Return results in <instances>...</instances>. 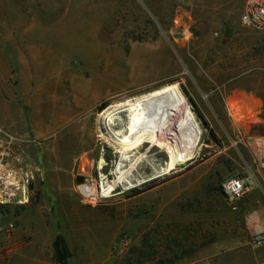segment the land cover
Masks as SVG:
<instances>
[{"label": "rangeland", "instance_id": "rangeland-1", "mask_svg": "<svg viewBox=\"0 0 264 264\" xmlns=\"http://www.w3.org/2000/svg\"><path fill=\"white\" fill-rule=\"evenodd\" d=\"M189 12L186 0H0V130L16 138L7 161L20 186L0 202V264H61L58 236L66 264L262 258V246L230 247L236 215L220 183L244 174L264 180L249 145L263 126L248 107L236 104L233 117L227 99L234 86L251 88L249 60L262 43L251 46L263 31L244 25L241 12L230 25L201 24ZM169 85L198 128L187 155L167 169V154L145 145L122 160L114 132L136 125L124 109L108 125L104 112ZM158 97L142 100L152 116L139 111L138 123L157 120ZM54 100L69 114L59 106L53 116ZM192 106L204 111L214 139Z\"/></svg>", "mask_w": 264, "mask_h": 264}, {"label": "bare ground", "instance_id": "bare-ground-1", "mask_svg": "<svg viewBox=\"0 0 264 264\" xmlns=\"http://www.w3.org/2000/svg\"><path fill=\"white\" fill-rule=\"evenodd\" d=\"M39 74H43V73H39ZM48 75L50 74L48 73ZM81 83L84 84L83 81ZM51 87H54V86H51ZM47 92L48 91H46L45 93ZM157 95L159 96L157 98L158 101H157V106H156L157 120L154 123H150V124L147 123L145 125H141L142 123L140 124V122L142 121H140L139 123L137 122L138 118L136 119L135 116L139 114L136 115V113L139 111L140 112L143 111V113L145 112L146 114L152 116L151 114L153 110V109L151 110L150 101L146 103V102H142V100H144V98L149 99ZM144 98L134 100V101H128L126 103L113 106L104 112L103 118L106 120L108 125L114 126L116 123V120L119 119L120 121H122V119L120 118L122 116L121 112L124 109V111H126V114L128 113L127 116L129 117L130 121L136 125V127L131 132L130 131L126 132V130L124 129L125 127L119 128L117 131L114 130L115 131L114 133L116 135V144L118 146V152L121 153L122 160H127L131 156L135 155L136 154L135 151L140 149L141 146L147 145L149 147H152V145H156L158 148H160L167 154L166 155L167 156L166 168L173 169L187 155L188 151L190 150V146L192 144V139L196 138L198 135V128H197L196 122L193 118L192 113L186 109L185 104L183 102V97L181 96V94L179 93L175 85H169L165 87L164 89L158 90L154 92L153 94L147 95ZM51 104H52L51 105L52 108L50 107V111L53 114V116L55 112L57 111V109L60 110V107H61V111L63 112V114H66V115L69 114V111H67L63 107L64 105L66 106L64 102L60 104L58 100H54ZM159 104H167V106L170 107L169 111L166 113H164V111H161ZM229 106L231 107L230 108L231 115L237 118V116H239L237 105L235 104L234 101H230ZM150 118L152 117H149V119ZM157 121L164 123L166 127L163 129L159 127L160 125L159 126L157 125V127H154L153 124H155ZM178 123H180L181 125L180 127L177 126ZM190 133L192 134V137H189ZM120 164L118 166L119 167L118 174H120L119 176H120V179L122 180L123 178L127 177V175L126 174L124 175V173L122 172L121 170L122 167ZM128 175H129V172H128ZM116 180H119V178H116ZM101 192H102V195L107 194V193H104L102 189H101Z\"/></svg>", "mask_w": 264, "mask_h": 264}, {"label": "crops", "instance_id": "crops-1", "mask_svg": "<svg viewBox=\"0 0 264 264\" xmlns=\"http://www.w3.org/2000/svg\"><path fill=\"white\" fill-rule=\"evenodd\" d=\"M189 6V15L197 19L201 24L230 25L239 20L238 15L242 11L244 0H186ZM252 50L257 49L262 43L259 55L251 54L249 63L253 77L250 89H242L234 86L227 99H233L235 104L251 109L256 123L263 126L264 130V75H257L256 69L264 70V31L261 38H255ZM226 99V100H227ZM202 110V109H201ZM206 121L208 117L201 111ZM237 233L229 239L230 247L237 250L248 248L251 236L259 231H264V180H255V188L236 202L235 208ZM225 241L221 246L225 247ZM252 264L264 263V246H262V258L258 255L251 257Z\"/></svg>", "mask_w": 264, "mask_h": 264}, {"label": "built area", "instance_id": "built-area-1", "mask_svg": "<svg viewBox=\"0 0 264 264\" xmlns=\"http://www.w3.org/2000/svg\"><path fill=\"white\" fill-rule=\"evenodd\" d=\"M241 22L256 30L264 31V0H244L240 14ZM16 138L9 131L0 130V202L15 197L20 189L19 181L8 165L10 144ZM256 155L258 164L264 168V136H254L249 143ZM20 161V158L17 159ZM18 184V185H17ZM255 188V179L251 174L233 175L224 178L220 183V190L233 208L236 202L249 194ZM21 188V194L24 195ZM23 200L19 199V202ZM252 246H264V231L254 233L250 238Z\"/></svg>", "mask_w": 264, "mask_h": 264}, {"label": "trees", "instance_id": "trees-1", "mask_svg": "<svg viewBox=\"0 0 264 264\" xmlns=\"http://www.w3.org/2000/svg\"><path fill=\"white\" fill-rule=\"evenodd\" d=\"M99 109H102V108H99ZM192 109L195 114L196 120L198 121L200 126L206 129L210 137L214 139V132L209 128L208 122L205 120V118L202 116V114L199 112V110L195 106H192ZM139 193L140 191H136L134 195H138ZM68 254L69 252L66 248L64 239L58 236L55 241L56 260L61 264H66V257L68 256Z\"/></svg>", "mask_w": 264, "mask_h": 264}, {"label": "water", "instance_id": "water-1", "mask_svg": "<svg viewBox=\"0 0 264 264\" xmlns=\"http://www.w3.org/2000/svg\"><path fill=\"white\" fill-rule=\"evenodd\" d=\"M77 180H83V177L82 176H78Z\"/></svg>", "mask_w": 264, "mask_h": 264}]
</instances>
